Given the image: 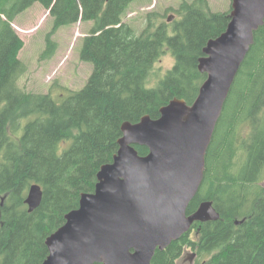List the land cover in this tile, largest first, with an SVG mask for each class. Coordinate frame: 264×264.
<instances>
[{
  "label": "trees",
  "instance_id": "16d2710c",
  "mask_svg": "<svg viewBox=\"0 0 264 264\" xmlns=\"http://www.w3.org/2000/svg\"><path fill=\"white\" fill-rule=\"evenodd\" d=\"M133 1L0 0V264H43L47 236L79 207L83 192L95 190L101 166L119 149L125 121L135 123L147 114L157 118L175 97L196 99L207 77L199 58L208 40L226 30L230 12H212L205 0L185 2L172 27L149 23L138 34L123 20ZM36 2L50 9L55 29L80 19L94 22L81 50L93 73L62 101L18 84L26 71L19 57L25 42L12 22ZM166 49L175 65L158 85L149 86ZM135 147L141 155L149 152ZM263 177L264 25L232 86L208 150L203 184L188 208L192 213L210 199L221 218L194 223L179 240L158 249L152 264H177L187 247L197 251L196 264H264ZM33 183L43 187L44 196L29 212L25 199ZM193 229L196 240L190 238Z\"/></svg>",
  "mask_w": 264,
  "mask_h": 264
},
{
  "label": "water",
  "instance_id": "95a60500",
  "mask_svg": "<svg viewBox=\"0 0 264 264\" xmlns=\"http://www.w3.org/2000/svg\"><path fill=\"white\" fill-rule=\"evenodd\" d=\"M229 16L226 30L208 40L199 58L207 77L196 99L175 97L159 117L147 114L122 124L113 161L101 166L95 190L83 192L79 207L47 236L43 264H152L158 249L179 240L194 223L221 218L210 199L192 213L188 208L203 184L208 150L232 86L264 25V0H232ZM136 145L149 152L141 155ZM43 196V187L33 183L25 199L29 212Z\"/></svg>",
  "mask_w": 264,
  "mask_h": 264
},
{
  "label": "rangeland",
  "instance_id": "374dc122",
  "mask_svg": "<svg viewBox=\"0 0 264 264\" xmlns=\"http://www.w3.org/2000/svg\"><path fill=\"white\" fill-rule=\"evenodd\" d=\"M194 1L197 0H134L128 6L123 20L135 28L138 34L146 29L149 23L153 26L167 23L172 27L182 17L183 4ZM205 1L212 12L232 10V0ZM170 16H173L172 21H168ZM12 25L25 42L19 54L26 66V71L18 80L23 90L51 93L55 99L62 101L71 91L80 90L86 85L94 66L81 58V50L84 38L90 34L94 26L93 21L80 19L76 23L55 29L50 9L36 2L20 13ZM174 65L175 57L166 49L155 63L148 85H158ZM245 131L242 126L241 132L244 134ZM260 186L264 188V177ZM26 206L28 208L27 204ZM196 235V229H193L190 238L196 240ZM196 252L187 247L185 254L177 260V264H196L198 258ZM194 253L196 255L192 256Z\"/></svg>",
  "mask_w": 264,
  "mask_h": 264
},
{
  "label": "flooded vegetation",
  "instance_id": "af4514ba",
  "mask_svg": "<svg viewBox=\"0 0 264 264\" xmlns=\"http://www.w3.org/2000/svg\"><path fill=\"white\" fill-rule=\"evenodd\" d=\"M184 259V258H183Z\"/></svg>",
  "mask_w": 264,
  "mask_h": 264
}]
</instances>
